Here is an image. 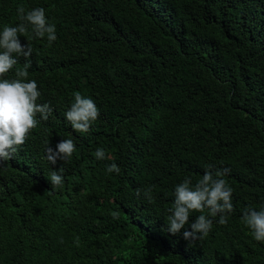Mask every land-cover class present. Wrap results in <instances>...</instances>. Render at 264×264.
Here are the masks:
<instances>
[{
	"label": "trees",
	"instance_id": "obj_1",
	"mask_svg": "<svg viewBox=\"0 0 264 264\" xmlns=\"http://www.w3.org/2000/svg\"><path fill=\"white\" fill-rule=\"evenodd\" d=\"M21 5L56 26L51 45L20 37L37 103L53 112L0 163V264H264L242 222L264 204V0H0V31ZM77 91L99 109L86 133L65 118ZM62 139L75 151L51 165L45 149ZM208 165L230 169L234 211L189 247L184 230L208 211L172 235L168 209L175 185ZM147 186L151 203L136 196Z\"/></svg>",
	"mask_w": 264,
	"mask_h": 264
},
{
	"label": "clouds",
	"instance_id": "obj_2",
	"mask_svg": "<svg viewBox=\"0 0 264 264\" xmlns=\"http://www.w3.org/2000/svg\"><path fill=\"white\" fill-rule=\"evenodd\" d=\"M19 23L16 26L5 25L0 31V163L9 161L17 153L19 146L23 145L29 132L36 128L39 121H47L53 109L48 103L38 104L41 96L35 80H28V68L33 49L30 44L20 41L21 35L30 38L47 37L49 45L57 39L56 26L50 23L45 14V9L37 7L26 10L23 5L17 8ZM26 61L22 68L15 71L12 78L7 74L18 64V58ZM99 117V109L94 100L82 96L80 92L74 93V101L65 113L66 121L70 123L76 132L86 133L91 124ZM72 139H62L55 150L47 145L45 159L49 164L55 165L58 160L67 161L75 151ZM97 160L106 158L105 150L98 148L95 152ZM108 173L119 174L120 169L112 163L106 166ZM63 168L59 171L51 170L49 181L53 188L63 185ZM230 174V169H214L212 165L206 166L203 175L193 183L191 176L175 185L173 201L168 209L170 213L167 220V231L176 235L185 229L189 223V217L193 212L204 213L196 216L190 224V231L185 229L183 238L189 242V247L206 237L212 229L213 220L219 216L218 223L225 225L228 222V214L234 211L232 204L233 189L224 178ZM144 197L151 203L152 186L144 189H136V196ZM113 219L119 218L118 212L112 213ZM242 222L250 230L252 237L258 242H264V204L259 210L251 206L243 210Z\"/></svg>",
	"mask_w": 264,
	"mask_h": 264
}]
</instances>
